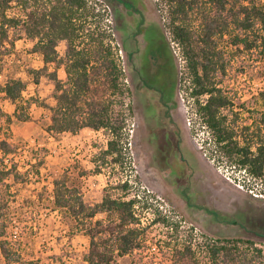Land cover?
I'll return each mask as SVG.
<instances>
[{
	"label": "rangeland",
	"instance_id": "obj_1",
	"mask_svg": "<svg viewBox=\"0 0 264 264\" xmlns=\"http://www.w3.org/2000/svg\"><path fill=\"white\" fill-rule=\"evenodd\" d=\"M93 1L104 13L100 25L113 34L117 62L132 91L127 102L134 105L135 113L131 116L127 110L123 139L129 145L131 166L125 167L127 161L116 167L104 163L101 152L108 135L103 130L84 128L58 134L46 130L51 112L43 104L56 103L55 85L49 77L55 66L44 73L33 71L44 67L42 54L34 51V40L18 38V29L10 27L9 37L15 44L6 41L0 48V85L22 79L24 99L30 100V119L20 121L14 116L16 104L0 94V107L12 116V122L1 126L0 135L17 144L5 163L8 167L16 163L20 172L18 180L9 177L7 185L0 186L8 199L10 244L29 264H87L89 237L66 208L54 202V180L62 179L94 205L111 183L129 177L141 186L137 192L142 196L144 191L151 194L146 213L150 221L158 209L180 223V238L193 234L199 264L208 262L204 246L208 239L254 240L261 254L245 242L239 243L240 248L247 251L250 264H264V174L252 176L245 168L219 161L213 153V134L194 113L197 98L189 60L176 36L168 1ZM192 27L202 32L195 17ZM220 48L227 68L217 71L216 80L232 96L238 124L263 121L264 50L237 49L229 43V35L220 40ZM57 50L64 58L66 44L59 43ZM57 74L66 80L65 66ZM171 234L163 223L152 225L143 251L118 256L114 264L170 263L171 248L182 242ZM0 264H8L1 251Z\"/></svg>",
	"mask_w": 264,
	"mask_h": 264
},
{
	"label": "trees",
	"instance_id": "obj_2",
	"mask_svg": "<svg viewBox=\"0 0 264 264\" xmlns=\"http://www.w3.org/2000/svg\"><path fill=\"white\" fill-rule=\"evenodd\" d=\"M167 1L176 36L189 60L193 96L197 98L194 113L200 124L213 134V153L225 164L245 168L255 177L262 176L264 124L261 123L264 112L261 113L263 121L238 124L239 112L234 100L218 86L216 74L227 68L224 50L220 48V40L225 35H229V43L237 49L264 50V0ZM98 5L93 0H0V48L6 41L14 46L15 39H10L9 30L15 27L18 38L34 40V51L43 56L44 67L33 71L44 73L50 65L55 66L49 77L55 85L53 97L56 103L53 106L43 104L51 112L46 125L48 132L76 133L84 128L103 130L108 135L107 146L101 152L104 163L116 167L127 161L125 167H130L129 145L123 139L127 135V110L131 116L135 113L134 105L127 102L132 91L117 62L111 42L113 34L100 25L104 13ZM193 17L200 23L202 32L199 34L193 30ZM61 42L66 44L64 58H60L57 50ZM62 65L66 69V80L57 74ZM25 88L22 79L0 85V94L4 93L16 104L14 116L20 121L30 119L27 110L30 100L23 96ZM203 96L207 97L202 100ZM261 99L264 101V91ZM5 122H12V116L0 107V129ZM16 147L8 136L0 135V186L7 185L9 177H14L15 181L20 178L17 164L13 162L12 167H8L5 163V159L16 152ZM41 161H38L39 165ZM54 187L56 205L66 208L69 217L89 237L84 256L87 264H114L118 256L142 252L149 228L158 222L172 231L171 238L182 240L171 248V262L163 264H199L193 234L180 238V223L170 215H162L158 209L157 216L150 221L146 213L151 205V194L144 191L142 196L137 192L141 186L129 177L111 183L101 201L94 205L87 204L82 195L69 188L62 179L55 178ZM1 191L0 187V251L8 264H29L30 261L24 260L7 239L8 199ZM99 214L103 216L97 218ZM240 242L247 243L250 248L256 244L254 240L208 239L204 245L208 254L206 264H250L252 259L240 248ZM254 248L257 253H262L261 248Z\"/></svg>",
	"mask_w": 264,
	"mask_h": 264
}]
</instances>
